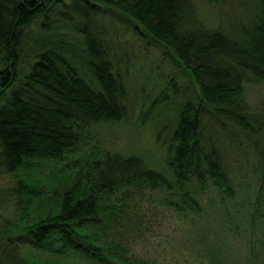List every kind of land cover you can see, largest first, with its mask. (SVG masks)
<instances>
[{
  "label": "trees",
  "instance_id": "16d2710c",
  "mask_svg": "<svg viewBox=\"0 0 264 264\" xmlns=\"http://www.w3.org/2000/svg\"><path fill=\"white\" fill-rule=\"evenodd\" d=\"M206 2L227 11L205 17L199 0H0V190L11 183L15 206V221L0 230V264H12L6 251L17 255L14 264H36L26 246L46 264L72 254L93 264H138L119 241L131 225V192L165 191L166 203L187 216L205 213L208 186L234 196L218 135L206 131L212 115L225 119L215 123L220 132L232 123L263 164L255 222L264 120L248 112L244 82H264V0ZM231 2L243 11L228 14ZM234 22L241 32L232 31ZM130 44H144L171 67L141 120L152 115L158 140L171 131L163 142L167 169L96 150L79 166L72 156L92 125L119 122L135 107ZM142 64L134 65L143 71ZM64 160L59 180L53 167L64 170ZM225 201L222 228L193 216L197 249L210 264H231L226 224L233 216Z\"/></svg>",
  "mask_w": 264,
  "mask_h": 264
},
{
  "label": "rangeland",
  "instance_id": "374dc122",
  "mask_svg": "<svg viewBox=\"0 0 264 264\" xmlns=\"http://www.w3.org/2000/svg\"><path fill=\"white\" fill-rule=\"evenodd\" d=\"M199 8L202 9L205 17L211 19L215 18L211 13L215 15L219 11L225 13L227 11V9L222 10L220 6H214V8L208 6L206 0H199ZM230 8L228 14H238L243 11L234 2L230 3ZM241 28L239 24H236L232 31L234 33L241 32ZM135 45L130 44L133 49L129 51V56L132 57L131 62L145 64L149 60L146 65L142 64L143 71H139L132 64L134 67L130 71V85L135 99V107L129 111L126 118L119 122L92 125L88 137L84 143H81L82 149H79L74 157L72 156L73 161L81 159L79 166L83 164V158L89 155V151L96 150L95 152L111 151L124 155L136 154L151 164H159L158 168H166L163 142H168L171 131L163 132L158 140L157 130L151 122L152 115L149 117L150 121L147 119L143 123L141 120L144 109L148 107L154 97L158 96L161 90L165 89V77L170 78L171 67L165 66L161 61V55L157 53L155 56L151 48L148 49L144 44ZM134 54L136 56H133ZM187 83L189 82L187 81ZM187 83L179 78L177 84L182 88L183 85L187 87ZM244 88L249 103L248 112L256 116V120H264V117L261 116L264 113V82L248 78L244 82ZM159 109L157 108L154 116L158 114ZM211 118L214 119V122L205 120H208L206 131L212 139H215L216 134L218 135L219 150L223 155V164L228 171L234 196L227 197L221 189L208 186L203 197L205 213L187 216L166 203L169 198L165 191L145 189L143 192L137 190L131 192V196L127 200L128 206L125 209L126 215L131 218V225L125 235L119 237V241L125 246L128 255L139 262L138 264H210L209 260H202L197 249L195 239L198 235L193 226L195 223L193 216L197 217L196 220H204L208 217L207 219L215 228H222L225 219L222 201L225 200V205L228 204V210L233 216L230 224H226V227L229 228L226 230L229 237L226 247L229 262L231 264H264V190L260 196L257 212L259 214L255 222L251 215V209L254 208L253 202L260 185V175L256 173V169L263 164L260 158L255 155L251 143L246 139L242 141L243 139L238 137V134L232 129L234 126L232 123L223 124L225 130L220 128L222 130L220 132L215 123L220 125L225 119L217 120L213 115ZM257 136L259 139L262 137L260 134ZM237 137L238 139H235ZM236 140L240 141V146L237 145ZM260 141H263L262 144H264L263 138ZM68 162L67 160L61 162V167H64V170H59L53 165V171L56 172L53 174L57 175L59 180L63 173L67 174L65 171L68 168L65 166ZM79 166L77 169L80 168ZM10 185L9 182H4L1 185L0 230L3 229L6 219L15 221L13 198L7 191ZM221 198L225 199L221 200ZM24 248L26 255L36 264H46L43 257L40 256L41 259L38 261L36 254L30 253L29 250L33 249L27 246ZM5 254L7 261L14 264L17 255L9 251H6ZM61 262L62 264H93V262L73 254L69 258H62Z\"/></svg>",
  "mask_w": 264,
  "mask_h": 264
}]
</instances>
